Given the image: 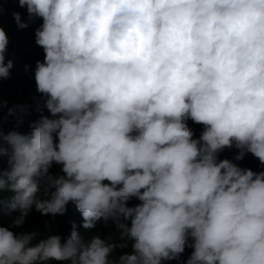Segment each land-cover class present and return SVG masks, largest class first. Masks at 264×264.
<instances>
[{
  "label": "clouds",
  "instance_id": "1",
  "mask_svg": "<svg viewBox=\"0 0 264 264\" xmlns=\"http://www.w3.org/2000/svg\"><path fill=\"white\" fill-rule=\"evenodd\" d=\"M18 3L19 28L42 19L34 79L50 115L37 104L30 133L0 127V194L11 193L0 208L19 212L0 226V264H162L186 246L185 264H264V171L218 159L235 147L236 161L264 165V0ZM8 45L0 27V79ZM189 119L204 126L198 139ZM69 203L86 230L112 221L131 252L112 259L126 244L85 240L75 222L35 244L37 231L11 230Z\"/></svg>",
  "mask_w": 264,
  "mask_h": 264
},
{
  "label": "trees",
  "instance_id": "2",
  "mask_svg": "<svg viewBox=\"0 0 264 264\" xmlns=\"http://www.w3.org/2000/svg\"><path fill=\"white\" fill-rule=\"evenodd\" d=\"M0 27L6 32L9 45L6 53V60L13 61V68L7 79H0V102H6V107L0 111V127L4 132L17 131L21 134H28L31 131L30 124L39 119L41 113L36 111L37 104L43 109L44 115H50L44 108V98L37 91L34 79V69L36 62L43 61L44 51L35 43V30L42 24L41 18H34L27 28L21 29L17 26L12 13L18 12L21 15V22H28L26 7H20L18 0H0ZM28 70L25 71V66ZM14 105H29V111L26 115L8 116V109ZM188 127L193 132V138L198 139L204 129L201 124H196L190 119L187 121ZM239 150L235 147L225 148L218 154V159H229L238 164L241 168L251 169L254 172L264 171V165L251 153H246L242 160L236 161L235 156ZM60 165L53 163L50 173L55 174ZM0 167H7V158L0 161ZM11 193L4 192L0 194V199L7 200ZM140 203L136 198L128 201V206H135ZM19 215V212L9 213L6 208H0V226L9 227L11 222ZM75 222L81 237L85 240L94 235H99L109 242L117 245L126 244V247H117L112 254V259H118L124 252H131V241H121L119 233L112 221L105 224L100 221L93 229H84L82 225L81 214L75 209L74 205L69 203L67 211L63 215H41L35 209L27 215L22 228L11 229L20 231H37L39 236L33 244L40 238H46L49 234L59 235L62 240L66 239L71 232L72 224ZM47 225V226H46ZM191 243V240L189 241ZM193 249L185 248L184 253L178 259L163 261L162 264H185L190 257ZM44 264H70V262L48 260Z\"/></svg>",
  "mask_w": 264,
  "mask_h": 264
}]
</instances>
